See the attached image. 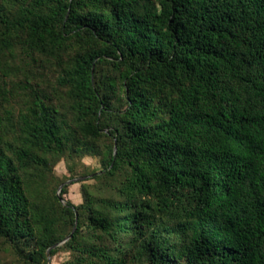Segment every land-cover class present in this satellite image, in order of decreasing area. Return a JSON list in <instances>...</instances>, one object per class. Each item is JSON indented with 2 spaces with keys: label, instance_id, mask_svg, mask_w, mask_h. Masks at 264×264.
Instances as JSON below:
<instances>
[{
  "label": "trees",
  "instance_id": "obj_1",
  "mask_svg": "<svg viewBox=\"0 0 264 264\" xmlns=\"http://www.w3.org/2000/svg\"><path fill=\"white\" fill-rule=\"evenodd\" d=\"M141 1L0 0V76L16 52L26 70L53 59L68 102L26 82L12 139L0 112V242L18 264H264V0ZM80 152L102 156L89 180L110 194L62 203L40 180Z\"/></svg>",
  "mask_w": 264,
  "mask_h": 264
},
{
  "label": "rangeland",
  "instance_id": "obj_2",
  "mask_svg": "<svg viewBox=\"0 0 264 264\" xmlns=\"http://www.w3.org/2000/svg\"><path fill=\"white\" fill-rule=\"evenodd\" d=\"M154 5L153 0H142L140 2V10H144ZM41 60V63L39 62ZM8 66L12 68L8 77L0 76V84L4 80L6 92L0 90V112L4 109L9 110L12 115L14 126L7 125L9 138H16L18 133L17 114L25 106L26 94L30 89H24L25 83H30L34 88H44L48 94V102L53 103L63 111H68V102L65 99V92L57 86L56 72L58 70L57 62L53 59L46 60L43 57L36 56L35 65L27 68L19 58L18 52L15 53V59L8 60ZM14 65L18 68L15 69ZM38 70V71H37ZM27 92V93H26ZM69 122L71 118L68 116ZM111 143L109 138H103L99 141L100 150H104ZM47 158H51L48 157ZM101 155H85L80 153L64 156L59 160L50 161V171L40 180L44 188L51 192H58L59 187L66 186V193L63 200H69L74 205L82 203V195L80 187L87 184L89 191L95 198L107 197L110 194L108 185L102 180H89L95 175L100 174L103 170ZM84 233L86 231H83ZM87 232L86 234H88ZM0 242V264H18V261L12 251L2 249ZM69 258V254L65 251L58 252L53 257H47L45 262L41 264H63ZM131 264H141L131 260ZM145 264V263H142Z\"/></svg>",
  "mask_w": 264,
  "mask_h": 264
},
{
  "label": "water",
  "instance_id": "obj_3",
  "mask_svg": "<svg viewBox=\"0 0 264 264\" xmlns=\"http://www.w3.org/2000/svg\"><path fill=\"white\" fill-rule=\"evenodd\" d=\"M115 151H116V145L114 146V153H115ZM61 189H62V185H61V186L59 187V189H58L57 196H58L60 202L64 203V200L59 196V195H60V191H61ZM76 219H77V215H76ZM75 229H76V224L74 225V227H73L71 233H70L66 238H64V240H63L62 242H60L59 244L53 246L52 248L57 247V246H61V245H63L65 242H67V241L72 237V235H73Z\"/></svg>",
  "mask_w": 264,
  "mask_h": 264
}]
</instances>
